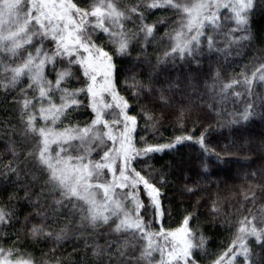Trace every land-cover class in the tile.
I'll return each instance as SVG.
<instances>
[{"label":"snow or ice","instance_id":"6c2138e0","mask_svg":"<svg viewBox=\"0 0 264 264\" xmlns=\"http://www.w3.org/2000/svg\"><path fill=\"white\" fill-rule=\"evenodd\" d=\"M163 8L172 9L178 21L175 28L166 32L169 43L157 65L169 61L175 64L179 60L189 64V71H195L190 65L192 61L201 63L197 57H203L205 40L211 54L213 50L230 52L233 45L250 43L253 39L256 0H140L132 6H122L121 0H0V72L5 77L2 83L13 90L21 83L25 85L13 102L20 106L21 134L33 144L26 156L37 170L35 175L31 169L25 174V179L33 176L31 183L20 185L25 191L24 199L34 209L25 216L23 225L31 239L52 240L55 248L60 242H68L70 234L104 225L109 237L113 233L119 235L106 240L103 246L87 245L85 241L86 252L96 256V264H105V257L106 264H141L142 260L152 264L156 251L160 258L155 264H201L195 249H203L207 238L201 234L199 242H195L190 226L194 215H184L178 227H164L163 220L170 210L162 202V184L157 186L137 167L141 158L173 149L184 140H193L194 136L178 135L167 144L148 143L143 137L137 140L140 113L130 114L131 101L139 103L144 99L141 113L148 120L156 119L152 107L158 102L161 110L168 109L176 122L182 124L188 111L183 106L174 107V96L168 94L180 91V83L172 81L163 68L156 77L150 73L146 79H138L133 71L141 63L138 57L128 69L132 74L125 76L124 81V91H131L132 95H121L118 88L120 69L116 57L127 59L141 38L144 46L156 38L158 22L148 23V19L153 10ZM128 21L133 22L135 30L127 27ZM217 36H223V48L219 47ZM53 73L54 79L50 78ZM161 74L164 79L159 78ZM73 78L80 87L73 85ZM257 78L259 83H264V62L254 66L251 77L244 74L242 80L232 78L224 82L217 69L211 75V82L205 80L204 87L214 97L224 100L230 93L242 97L243 93L234 89L244 86L250 99L241 116L247 121L255 114L251 97ZM218 84L221 86L217 92ZM82 95L84 100L80 98ZM208 106L215 108V104ZM85 107L91 109L90 121L73 124L71 113ZM260 107L264 108V101ZM64 120L68 121L66 126H57ZM8 129L15 135L11 123L5 135ZM196 142L207 151L204 132ZM15 148L13 141L9 151L14 156ZM9 172L16 176L13 183L19 184V167L9 164L5 173ZM6 179L10 180L11 176ZM36 185H40L38 191ZM141 191L147 193L148 204L140 198ZM49 194L53 195V201L42 204V199L47 200ZM12 199L10 195L9 200ZM128 201L132 208H128ZM212 211H219L215 201ZM248 211V215L240 213L236 223H229L235 230L231 242L215 254L211 264H264V257L254 256L249 239L254 237L264 250V227L257 224L252 210ZM13 221L19 223L15 211L8 210L7 205L0 206V228L11 227ZM74 221L76 228L73 229L70 225ZM260 223L264 224V218ZM138 244L144 246L134 255ZM52 255L55 256V251ZM0 264L37 262L23 249L15 245L4 247L0 243ZM45 264H63V261L57 259Z\"/></svg>","mask_w":264,"mask_h":264},{"label":"trees","instance_id":"16d2710c","mask_svg":"<svg viewBox=\"0 0 264 264\" xmlns=\"http://www.w3.org/2000/svg\"><path fill=\"white\" fill-rule=\"evenodd\" d=\"M138 2L140 0H121V5L132 6ZM256 4L257 10L252 18V41L233 45L230 52L213 50L209 54L205 40L203 57H197L201 59V63L197 65L192 61L190 65L195 71H189V64L179 60L175 64L169 61L167 64L157 65L158 58L163 57L169 43L166 32L177 26L178 17L170 8L153 10L154 14L149 16L148 23L158 22L156 38L150 44L144 46L141 38L140 43L134 44L129 58L116 57L117 67L120 69L118 88L121 90V95L129 97L132 95L131 91H124V81L125 76L132 74L128 69L132 68L133 62L138 57L141 63L133 69L138 79H146L150 73L156 77L163 68L167 69L172 81L180 83V91L168 94L174 96V107L183 106L188 111L182 124L176 122L175 116L171 115L168 109L161 110L158 102L155 107L149 105L156 119L148 120L141 113V106L146 103L144 99L139 103L135 100L131 101L133 111L130 114L140 113L137 140L143 137L148 143L167 144L178 135L194 136L193 140H184L173 149L153 153L150 158H141V163L137 167L142 169L144 174L149 175L157 186L162 184V202L164 207L170 210V214H166L163 220L164 227H178L184 215L187 213L194 215L195 218L190 221V226L194 230L195 242H199L201 234L207 238L203 249H195L201 264H211L215 254L228 246L235 231L229 227V223H236L240 213L248 215V210L251 209L252 214L257 217V224L264 227V224L260 223L264 218L262 211L264 209V108L260 107L261 102L264 101V83H259L257 78V82L253 85L254 95L251 100L256 106L255 114L247 121L241 116L246 102L250 99L244 86L234 89L243 93L242 97L230 93L224 100L219 96L214 97L204 87L205 80L211 82V75L217 69L220 70L224 82L232 78L242 80L244 74L251 77L254 66L258 67L259 63L264 62V4L261 0H256ZM127 27L135 30L132 21L127 22ZM208 31L211 32V28ZM217 41L219 47L223 48V36H217ZM142 47L145 51H141ZM24 54L26 55V51ZM5 59L7 60V57ZM50 78L54 79V73ZM159 78L164 79V76L161 74ZM4 79L3 72H0V206L7 205L8 210L15 211L19 223L13 221L11 227L0 228V243H3L4 247L15 245L23 249L34 256L37 264H45L46 261L57 259L62 260L63 264H96V256L91 251L86 252L85 241L87 245L99 243L103 246L106 240L115 239L119 234L113 233L112 237H109L107 226L101 225L96 230L89 229L81 234H70L71 238L68 242H60L55 248L52 240L41 237L37 242L26 234L23 227L24 219L34 209L24 199L25 191L20 185L31 183L33 176L30 175L25 179V174L31 169L32 174L35 175L37 170L26 156L33 144L21 134L20 106L13 102L20 88L25 85L21 83L13 90L11 86L7 88L4 86L2 83ZM24 80L26 81L27 77H24ZM72 83L75 87H80L75 83V78ZM220 86L217 85V92ZM201 96L204 97L203 100L200 99ZM80 98L85 99L83 95ZM176 101L181 103L177 104ZM209 104H215V108H210ZM71 115L74 117L73 124L77 122L83 124L90 121L91 109L80 108ZM9 123L14 127L15 135H12V129H8V135H5ZM67 123L68 121L64 120L62 124L58 122L57 126L64 127ZM202 132L205 133L207 151L196 142ZM13 141L16 143L15 156L9 151ZM94 158L98 157L94 154ZM9 164L13 168L19 167L21 171L19 184L13 183L16 180L15 175L10 172L5 173V168ZM6 176H11V179H6ZM108 178L110 179L109 174ZM39 187L40 185H36L35 190L38 191ZM140 188L142 189L143 185ZM10 195H13L11 201ZM140 198L148 204L146 192L141 191ZM52 201L53 195L49 194L47 200L42 199L41 203L50 204ZM214 201L219 208L218 213L212 211ZM126 203L128 208L133 207L130 201ZM68 214V210L65 209V215ZM148 218H151L150 205ZM78 220L77 216L76 221ZM28 227H31V223ZM70 227L76 228V222L74 221ZM155 227L158 229L160 224L157 223ZM249 239L254 256L264 257V250L257 245L255 238ZM160 244H164L162 238ZM143 246L138 244L133 254L138 255ZM53 251L55 256L52 255ZM153 256L155 259L152 264H155L160 258L159 252H154ZM104 259L106 264L107 257ZM141 264H149V262L142 260Z\"/></svg>","mask_w":264,"mask_h":264},{"label":"rangeland","instance_id":"374dc122","mask_svg":"<svg viewBox=\"0 0 264 264\" xmlns=\"http://www.w3.org/2000/svg\"><path fill=\"white\" fill-rule=\"evenodd\" d=\"M109 176H110V179H111V174H109Z\"/></svg>","mask_w":264,"mask_h":264}]
</instances>
